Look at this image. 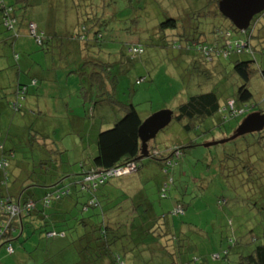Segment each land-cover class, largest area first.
I'll list each match as a JSON object with an SVG mask.
<instances>
[{"label": "trees", "instance_id": "1", "mask_svg": "<svg viewBox=\"0 0 264 264\" xmlns=\"http://www.w3.org/2000/svg\"><path fill=\"white\" fill-rule=\"evenodd\" d=\"M13 1L17 4V10L21 11L19 16L15 14L13 5L0 0V23L7 30L14 29L18 23L23 24L27 20L26 13L29 8L35 6V0ZM47 1L49 9L52 8L54 14L53 32L51 34L41 32L36 36L37 27L34 24V36L36 39L40 38L38 44L49 54L54 51L48 46H54L56 52L51 57L52 64H62L64 70L76 76L78 95L83 108L82 115L84 111L88 114L89 110L88 120H95V124L99 126L110 125L97 132L93 141L94 156L77 162L79 174L74 178L67 172L68 167L72 165L65 162L66 150L59 140L38 134L32 129L28 130L27 149L30 148L32 156L30 159L38 164L42 178L34 173V164L27 165L24 161H18L17 170L12 171L13 161L16 160L15 151L5 149V142L0 144V240L7 244V252L13 254L10 242L14 240V235L22 236L26 227L34 226V232L43 233L48 238L66 240L65 249H74L80 261L87 264H126L124 257L128 252H135L137 245H141L142 249L149 253L150 251L155 253L157 249V254L166 257L168 264H183L180 262V256L184 250L181 252L179 248L184 247L185 227H179L176 232L167 213L158 216V213L150 211L151 206L144 204L147 192L145 188L148 182L155 180L156 177L152 175L142 180V186L145 187L144 195L142 191L132 195L119 190L118 182L132 173L119 177L106 176L102 182L95 179L86 180L92 174H100L98 177L100 178L109 170L122 169L130 164L136 168L133 172L136 174L143 165L142 160L145 159L141 158L142 146L139 135L143 121L136 110V105L124 104L116 99L118 77L126 75L134 67L136 58L144 52L143 45L136 42L128 45L123 51H115L107 46L116 40L115 36L111 35L113 32L109 26L115 18L113 10L117 2L119 1L122 8H129L134 1ZM219 2L220 0H206L204 9L197 6L195 10L200 13L194 15H197L196 18L199 16L211 18L216 15L223 17L218 9ZM150 4L151 7L154 4L152 7L155 9L154 13H161L164 18L160 22L156 21L149 30L146 29L147 44L156 48L175 49L178 52V62L184 66L182 75L185 70L188 85H193V91L189 93L188 98L180 102L171 115V121L180 127L183 134L204 136L215 129L216 131L218 128L221 129L226 122L237 117L238 115L233 116L234 111L243 113L251 108L249 101L252 94L247 86L253 72L256 71L257 75L264 79L262 64L257 62L259 58L264 60V34L261 33L264 24H259V16L253 19L249 29L244 32L238 31L223 17L229 27L213 25L211 36L207 40L202 32H197L198 26L189 25L188 22L192 19L190 16L193 14L190 9L181 12L176 6V0L164 7L161 0ZM134 7L133 5V9ZM206 9L207 12H204ZM58 14H63V17ZM137 18L138 16L132 13L128 19L133 21ZM10 22H13L11 28ZM171 30L178 32L165 34ZM155 36H158L156 37L158 40H155ZM253 40L256 43H253ZM2 42L6 44L4 40ZM134 49L141 52H134ZM229 65H232L231 68L241 84L235 88L231 96L223 97L216 89L223 84ZM143 80H137L136 84ZM36 86L35 80L19 85L15 90L16 99L10 104L11 109L21 110L28 88ZM255 112L264 114V110ZM108 116L114 119L105 122ZM156 135L147 142L146 158L158 165L165 174L161 187L156 188V191L160 199H167L169 190L174 189V178L169 175L166 180V175L180 162L186 149L198 144L194 140L185 144L184 137L180 143L153 145ZM5 137L7 141L9 135ZM237 138H241V141L239 145L232 146L233 152L220 153L222 159L220 175L228 177V173L238 171L240 176L236 180L238 188H234L235 193L238 191L249 196L264 193V128ZM250 148H254L258 156L256 160L258 167L255 162L254 164L251 162L254 159L252 160L248 153ZM39 189L43 191L39 192ZM73 189L75 192H71ZM102 189L114 191L113 194L118 196L114 205H108L99 199L98 192ZM73 194L76 195L74 198L76 200L72 199ZM134 196L141 199L140 204L133 200ZM79 198L86 200L80 203ZM175 201L176 206L174 205L172 214L182 215L184 206L181 200ZM220 203H225V200ZM61 204H66L68 211L65 209L55 213ZM253 205L256 207V204ZM7 206H18L19 214L11 215L7 211L6 213ZM178 209L182 212L177 213ZM89 212L90 214L86 216ZM121 212L132 215L119 221ZM109 218L111 224H108ZM121 221H124L125 226L119 223ZM136 236H143L142 241L144 237H151L154 240L151 244L144 242L132 244ZM152 244L157 245L155 250L151 248ZM104 256L106 260L101 262ZM132 258L127 259V264L129 262L134 264V260L131 262ZM163 260L157 261L162 263ZM236 264H264V235L261 242L248 254L238 256Z\"/></svg>", "mask_w": 264, "mask_h": 264}, {"label": "rangeland", "instance_id": "2", "mask_svg": "<svg viewBox=\"0 0 264 264\" xmlns=\"http://www.w3.org/2000/svg\"><path fill=\"white\" fill-rule=\"evenodd\" d=\"M4 1L13 5L15 14L19 16L21 11L17 10V4L13 0ZM41 1H34L35 6L29 8L26 13L27 20L23 24L15 25L14 29L7 30L0 23V126L2 127L0 144L5 142V149L15 151L16 160L13 161L12 171L17 170L18 161H24L27 165L34 164V173L39 178H42L39 173L40 169L38 164L30 159L32 156L29 151L30 148L27 149L26 139L28 130L37 129L39 126L37 121L40 120L31 119V126H28L30 121L24 117V114L28 115V112L23 110L24 101L19 111H13L10 104L16 99L15 90L18 86L14 75L18 66L20 65V71L23 74L21 75L22 81L28 80L29 82L32 80L30 71H34L38 66H48L52 62L53 53L56 52L54 46L50 45L48 48H51L53 53L49 54L42 50L41 45L38 44L36 37L31 34L29 29V24H35L37 27L36 36H39L42 30L46 34L53 32L54 22H52V18H54V14L52 8L49 9V6L43 5ZM133 1L134 3L129 8H122L119 1L117 2L113 10L115 18L109 26L113 32L111 35H114L116 40L112 39L114 43H108L107 46L115 51H123L128 45L136 42L143 45L144 52L136 58L134 67L126 75L118 77L116 99L124 104L136 105L140 118L145 122L160 111L174 112L176 106L185 101L189 93L193 91V85H188V78L185 79V70L184 75H182L184 66L178 62V52L175 49L170 47L156 48L147 44L146 29L149 30L156 21L160 22L164 18L161 13L155 14V9L152 8L154 4L152 7L150 4L160 0ZM173 1L161 0L164 3L162 6H168ZM176 4L181 12L190 9L189 11L193 14L190 16L192 19L188 22L189 25L191 27H193L192 25L198 26L199 31L197 32H202L207 40L211 36L210 32L213 25L229 27L227 20L218 15L211 18L209 16L196 18L197 15L194 14L200 12L195 8L198 6L204 9L206 0H176ZM133 5L135 6L134 9ZM207 9L203 11L207 12ZM42 12L44 13L41 14ZM132 13H135L138 18L130 21L128 18ZM147 13L149 15H146ZM58 15L63 17V14ZM259 18V24H264V13L259 15ZM178 30L167 31L168 33L165 34L175 33ZM57 31L61 32L60 29ZM232 36L234 35L232 34ZM156 37L158 36H155V40H158ZM3 40L6 44L2 42ZM229 67L223 84L216 89L217 93H222L223 97L231 96L235 92V88L241 84L231 68L232 65ZM262 67L264 70V62ZM62 73L66 74V72L61 70L59 72L60 86L67 92L73 91L77 85V78L70 75L71 77L66 79ZM257 74L256 71L253 72L247 86L252 94L249 101V105L252 107L226 122L221 129L218 128L217 131L215 129L204 136L195 137L194 135H184L180 127L174 121H170L171 123L156 135L155 142H152L153 145L164 146L180 143L184 137L185 142L183 143L186 144L190 140H194L198 144L186 149L180 162L166 175V180L169 175L174 178V189L169 190L167 199H160L159 193L156 191V183L165 179V174L158 165L145 158L142 160L143 165L140 171L136 174L132 173L133 177H131L130 182H134L135 186L142 185V180L149 176L156 177L155 180L148 182L144 200L149 202L158 216L167 213L168 219L173 224V229L177 230L176 232H178L179 227H185L184 247L179 248L181 252L184 250L180 256V262L183 264L186 262H191V264H236L238 256L248 254L255 245L261 242L264 235V193L249 196L237 191L236 194L234 188H238L236 182L240 176L238 171L228 174L226 172L225 175L227 174L228 177L223 176V174L220 175V162H222L220 153L222 151L225 153L233 152L232 146L239 145L241 141V138H230L249 114L264 110V79ZM139 79L144 80L140 84H136ZM70 99L73 102L74 97ZM76 108L78 113H82L80 105ZM67 122L68 120L65 118L63 120L50 119L47 124V137L59 140V143L61 139L65 140L71 145L69 137H73L74 134H67L68 131L72 130ZM99 130L101 127L97 124L85 123L84 132L81 133V136H84L89 146L92 145L89 149L87 148V156L94 149L93 141ZM40 133L46 135V131ZM5 135H9L7 141ZM221 141L223 142L219 143ZM248 153L252 160L254 159L251 162L253 164L255 162L258 167L259 164L256 162L258 156L255 154V149L250 148ZM76 165L73 164L67 169V172L72 173L71 178L79 173ZM39 190V192L43 191V189ZM134 199L136 203H141L138 196H134ZM176 199L181 200L182 206H184L182 215L172 214L173 208L176 206ZM223 200L225 203H220ZM253 204H256V207ZM128 207L130 208V205ZM89 214L90 212L86 216ZM130 215L132 214L121 212L118 220L128 219ZM35 224L37 225V223ZM123 225L125 226L124 223ZM33 227H26L22 236L14 235V240L10 242L14 250L13 254L7 252V244L0 240V264H87L80 261L76 251L72 248L59 252L61 247L67 244L66 240L48 238L43 233L34 232ZM153 233L157 234L156 232ZM153 240L149 237L145 238L143 242L151 244ZM137 248H135V252H128L124 257L123 260L126 264L127 259L132 257H135L136 264H149L145 263L143 258L150 255H152V260L164 259L162 263L151 261V264H168L166 257L148 253L142 249L141 245H137ZM151 248L155 250L157 245L152 244ZM105 260L104 256L101 262Z\"/></svg>", "mask_w": 264, "mask_h": 264}, {"label": "crops", "instance_id": "3", "mask_svg": "<svg viewBox=\"0 0 264 264\" xmlns=\"http://www.w3.org/2000/svg\"><path fill=\"white\" fill-rule=\"evenodd\" d=\"M41 2L43 3V5L49 6V2L47 0H42ZM50 5H51V3H50ZM43 13L44 12H42L41 14H43ZM44 17H45V15H44ZM41 32L46 34L43 30ZM261 33L264 34V29L261 31ZM253 43H256V41L253 40ZM257 62L260 64H263L264 60L259 58ZM62 66H63L62 64H52V62H51L48 66H45V65L44 66H38V68H36L34 71L33 70L30 71L29 74L32 76L31 79L37 81V86L35 88L34 87L28 88L25 99L23 100L24 106H25L23 110H26L28 112V115L24 114V117H27L30 121L28 123L30 125H28V126H31V123H32L31 119H36V121L40 120V121H37L39 126L37 129H34V131H36L38 134H41V135H44V134H42L40 132L46 131L45 136H47V130H48L47 124L50 121V119H56V120L62 119L63 120V118H65L68 120L67 123L72 128V130L68 131L67 134L68 135L74 134V136L69 137L71 145H69L68 141L65 142V140L61 139V146L66 150V155H64L65 162L68 165H73V164H77V162H80L83 159L88 158V156H90V158H92L94 156V149L90 153V155H88V156L86 155L87 154V152H86L87 148L89 149V147L92 145H90V146L88 145V142L85 141L84 136L83 137L81 136V133L84 132L85 123L89 122L90 125H94L95 120H93V119L88 120L87 115L88 116L90 115L89 110H88V114L84 111L83 115H82V113H78V111H77L76 107H79V105L82 108L81 100L79 99V95H78V80H77V83H76L77 85L75 86V89L73 91L70 90L71 93H69L70 91L67 92V90H65L63 87L60 86L59 81H58V79L60 78V77H58L60 70L66 72V74L62 73V76L64 75L66 79H69L71 77L70 75H73V74H69L66 70H64L63 69L64 67H62ZM59 68H61V69H59ZM56 69H58L59 71H57ZM20 70H21V67L19 65L18 69L16 70L15 75H14L17 86L24 85V84L28 83V80L22 81L21 75H23V74L21 73ZM33 72H34V74H33ZM71 97H74L73 102H71V99H70ZM109 119H114V118L112 116L111 117L108 116V118L106 117L105 122H107V120H109ZM109 125L110 124H108V125H101L100 124V127H101V129H103L105 127H108ZM98 126H99V124H98ZM1 128L2 127L0 126V131H1ZM52 132L54 133V131H52ZM74 139H76V140H74ZM73 149H74V151H73ZM73 174H75V173H73ZM78 174L79 173H76L74 175V177L78 176ZM131 177H133V175L126 177V178H124L118 182L117 185H118L119 190L122 193L126 192L127 194H132V195L135 194L136 192L141 193V191H142L143 192L142 194L144 195L145 191H143V189L145 187H143L142 185L135 186L136 184L134 182H130L132 179ZM49 182H51V181H49ZM161 182L156 183L157 188L161 187V185H162ZM71 192H75V189L71 190ZM113 192L114 191H108V190L102 189L98 192V197L103 203L107 202L108 205L109 204L114 205L117 201L116 197H118V196L116 194H113ZM77 195L80 196L79 193H77ZM75 196L73 194V198L72 197L71 198L73 200H76V199H74ZM85 200H86V198H82V199L79 198L80 203L84 202ZM144 204L147 205L148 207L151 206L147 200H146V202H144ZM62 210L68 211L66 204H61L59 206V208H56L55 213L62 212ZM150 211L156 213V211L152 208L150 209ZM108 224H111L110 218H109ZM112 226H114V224ZM142 237L143 236H136V238L134 237L132 244H136L137 242L142 243L143 242L141 240ZM137 238H139V240H137ZM145 238L147 239L149 237H144V239ZM65 247H66V245H63L59 252L65 251L66 250ZM157 253L158 252H156V250H155L154 255L157 256ZM151 257H152V255H150L148 257L146 256L143 258V261H145V263H149V264H151L150 263L151 261L157 262V260H152ZM134 258L135 257L132 258L131 262H133V260H134V264H136L135 263L136 260Z\"/></svg>", "mask_w": 264, "mask_h": 264}, {"label": "water", "instance_id": "4", "mask_svg": "<svg viewBox=\"0 0 264 264\" xmlns=\"http://www.w3.org/2000/svg\"><path fill=\"white\" fill-rule=\"evenodd\" d=\"M218 9L220 14L230 21L238 31L244 32L249 29L255 17L264 13V0H220ZM171 115L170 111H160L152 115L140 126L141 158L147 157V142L152 140L159 131L170 123ZM263 128L264 114L253 112L242 121L238 130L230 139L258 132Z\"/></svg>", "mask_w": 264, "mask_h": 264}, {"label": "built area", "instance_id": "5", "mask_svg": "<svg viewBox=\"0 0 264 264\" xmlns=\"http://www.w3.org/2000/svg\"><path fill=\"white\" fill-rule=\"evenodd\" d=\"M12 23H13V22H10V23H9V28H11ZM30 32H31V34H32L33 36L35 35V26H34L33 24H30ZM36 40H37L38 43L40 42V38H39V37H37ZM134 52H141V50L134 49ZM230 105H231V107H232V104H230ZM240 114H242V111H234V112H233V116L240 115ZM135 170H136V168L134 167V165H133V164H130V165H128L127 167L122 168V169H113V170H109V171L105 172V175H104V176H101L100 178H98L100 174H92V175L88 176V177L86 178V180H87V181H93V180L95 179V180H99V182H102L104 179H106V176L109 177V176L113 175V176L119 177V176H122V175H128V174H131V173H133ZM96 178H98V179H96ZM93 185L95 186V184H93ZM6 211H7V212H10L11 215H16V214H19V207H18V206H12V207L7 206V207L5 208V212H6ZM7 212H6V213H7ZM176 212H177V213H181L182 211H181L180 209H178V210H176ZM9 250H10V249H9Z\"/></svg>", "mask_w": 264, "mask_h": 264}]
</instances>
